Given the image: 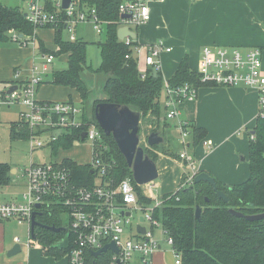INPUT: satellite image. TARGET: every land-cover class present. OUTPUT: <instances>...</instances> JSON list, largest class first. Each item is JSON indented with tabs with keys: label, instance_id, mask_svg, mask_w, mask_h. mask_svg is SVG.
I'll return each instance as SVG.
<instances>
[{
	"label": "built area",
	"instance_id": "obj_1",
	"mask_svg": "<svg viewBox=\"0 0 264 264\" xmlns=\"http://www.w3.org/2000/svg\"><path fill=\"white\" fill-rule=\"evenodd\" d=\"M24 1L23 15L34 31L47 29L54 33L71 34L77 26L91 24L97 35L105 36L109 22L100 18L96 5L89 3L97 0H71L66 8H63V0ZM115 1L118 2L119 16L116 22L117 30L126 27L135 33L131 27L139 28L149 22L150 9L147 5L149 0ZM10 39L26 46L30 41L33 43L34 35L32 38H23L12 31ZM74 40L75 37L71 35L69 41ZM119 41L131 48L141 79L145 78L148 69L161 72V55L171 51V48L166 47L161 41L149 45L139 44L137 39L129 37ZM125 57L127 59L129 55ZM54 59L55 55L49 53L41 52L36 56V63L34 61L31 64L20 84L9 93L10 88L2 94L0 106L18 104L22 107L18 119L29 129L27 142L30 153L50 146L72 130L79 131V137L73 144L86 143L90 147V161L80 165L88 168L91 185L76 186L71 171L63 165L62 160L43 164L31 163L22 170L21 177L25 181V190L20 198L15 201H0V222L14 221L18 225L26 224L28 237L24 245L29 247L31 243L33 244L30 236L33 212L42 215L48 212L50 207L57 205L63 209L60 218L65 216L67 221L65 229L74 236L73 248L66 255L68 264H85L86 251H98L111 242L117 248V252L109 249L105 252L111 254L109 264H151L153 255L161 249V244L154 235L155 230L159 229L166 244L172 247V239L165 235L159 223L153 219L154 209L161 204L153 194L155 184L138 186L146 189L143 195L152 201L146 207L142 206L129 178L117 184L111 181L108 175L111 163L102 160L97 153V149L102 148L104 142L102 130L97 123L83 121L82 110L75 102H41L36 99L37 88L46 82ZM139 63H142L143 68ZM194 71L201 83L219 87L242 86L254 92L259 107L258 116L264 117V71L261 49L252 47L240 50L235 47L204 46L199 53ZM19 78L20 71H14V79ZM197 93L198 89L189 84L171 88L168 82L163 80V93L160 99L163 119L165 121L176 119L179 106L185 102H194ZM177 129L181 146L178 158L181 163L186 162L190 170L185 173L183 188H186L193 184V179L198 174L193 172L187 148L191 127L189 123L181 121ZM83 133L85 136L81 139ZM200 145L209 150L213 143L211 140H202ZM36 204H39V208H35ZM138 209L142 211L143 222L139 221V217L137 222L132 224V213ZM145 224L147 226H144ZM138 225L144 228L143 234L137 231ZM132 227L134 229L130 236L128 231H131ZM65 240L67 244V238ZM16 242L22 243L18 238ZM174 258L175 264H180L179 256L175 253Z\"/></svg>",
	"mask_w": 264,
	"mask_h": 264
},
{
	"label": "trees",
	"instance_id": "obj_2",
	"mask_svg": "<svg viewBox=\"0 0 264 264\" xmlns=\"http://www.w3.org/2000/svg\"><path fill=\"white\" fill-rule=\"evenodd\" d=\"M89 3L96 5L100 18L109 22L104 41L97 43L99 66L92 69L87 65L84 42L65 40L60 36V32L55 33L54 42L58 52L45 49L42 42H39V49L42 53L55 56L66 54L67 66L65 70L50 75L49 83L72 89L82 102L92 97V88L83 78L82 72L86 69L92 75L104 74L106 78L99 95L104 101L127 106L140 113L142 118L148 115L154 118L157 126L160 123L166 126L160 105L163 76L161 72L148 69L145 78L141 79L131 48L117 39L118 2L97 0ZM23 14L19 8L6 6L0 2V44L9 40L12 31L23 38L33 37V27ZM126 55H129V58L126 59ZM167 82L171 88L189 84L200 89L210 85L200 82L187 57L179 62ZM83 121L95 122L93 108L88 117L83 115ZM253 132L248 145L247 180L229 186L214 179L217 190L226 196L227 203L216 197L208 183L199 182L173 194L162 195L161 204L154 209L153 219L159 223L165 235L172 239V249L179 256L180 264H264V220L248 222L228 212L230 209L244 215L264 212V117L257 116ZM29 133L27 128L16 132L11 127L9 137L12 140L26 139ZM78 137L79 131L72 130L51 143L52 156L56 157L61 150H69ZM103 137L102 148L97 149V153L102 160L111 163L108 171L111 181L117 184L129 178L136 190L138 202L142 206L151 204V200L145 197L133 182L131 169L128 168L112 138L106 137L104 133ZM203 137L202 129L192 128L194 144ZM157 147L144 150L152 161L156 158L152 150ZM62 163L71 171L76 186L91 185L90 173L86 166L77 164L69 158L62 159ZM10 181L9 166L0 164V187L7 186ZM196 207L200 208L199 220L194 218ZM62 211L60 206L53 205L48 212L36 217L43 225L62 228L59 232L44 228L34 230V242L41 246L43 255L56 260L64 258L73 248L74 242L73 234L63 229L67 228V225L64 226L60 218ZM64 238H67L66 246H59ZM110 256V253H104L94 257L92 251H86L85 264H109Z\"/></svg>",
	"mask_w": 264,
	"mask_h": 264
},
{
	"label": "crops",
	"instance_id": "obj_3",
	"mask_svg": "<svg viewBox=\"0 0 264 264\" xmlns=\"http://www.w3.org/2000/svg\"><path fill=\"white\" fill-rule=\"evenodd\" d=\"M0 2L12 3L11 0H0ZM151 4L150 20L144 25L142 31L144 43L154 44L161 41L166 47L171 48L170 53L165 54L168 56L167 59L175 60L172 72L170 71L164 80L167 81L174 74L179 62L184 57L188 58L190 67L194 69L198 62L199 48L207 45L257 47L262 51L264 71V0H149V9ZM20 10L24 11V9ZM136 39L139 44H142L137 35ZM35 42H38V44L42 42L37 38L36 32L34 33V41L31 42L32 52H29L26 58L27 70H22L16 63L11 66L13 61L7 62V59L1 56L0 73L8 75L5 78L0 77V83L5 91L20 84L31 64L34 61L36 63V56L41 51L35 54ZM140 67L143 68L142 63ZM16 70L21 73V78L18 80L14 79V71ZM161 74L163 76V68ZM49 77L48 75L46 82ZM41 85L36 92L38 101H72L70 95L67 99L58 98L53 93V91H57L55 87L50 86L49 88L52 89H45ZM42 90L44 91L42 92ZM178 111L174 128L178 135L177 143L179 146L177 129L179 122L185 121L191 127V133L187 138V148L191 157L193 172H205L221 184L229 186L246 181L249 170L246 171L245 167L239 164L238 158L240 155L248 154L249 139L253 135L252 132L258 116L256 94L242 86L219 87L209 85L198 89L197 99L194 102L181 104ZM212 112L217 120L228 119L233 124L227 125L215 122L217 126L207 125V115H211ZM165 122L166 124L169 123L168 121ZM235 126L239 129L233 132ZM163 128L166 130L167 126L163 125ZM192 128L204 131L203 138H207L213 143L211 149L207 150L200 145V141L204 140L203 138L197 144H194ZM247 129H249V132ZM165 130L162 129V132H165ZM170 162L172 165L170 164L171 169L169 171L172 174L179 172L182 175L184 170L187 173L190 172L178 159H170ZM16 173L17 171L11 167V181L7 186H10L12 182L13 185H18V181L12 179V176ZM18 186L22 189L21 195L25 190V181H22ZM0 201H9V199ZM9 223L15 222H0V264H68L66 256L60 260L44 256L40 245V251L31 248L32 243L29 247H26L24 241L9 230ZM17 238L22 243H17ZM61 242L59 246H66V240L62 244ZM17 245H19L20 251L9 254L13 247ZM162 249L161 245V249L153 255L151 264H175L173 249L171 248L172 250L169 252Z\"/></svg>",
	"mask_w": 264,
	"mask_h": 264
},
{
	"label": "rangeland",
	"instance_id": "obj_4",
	"mask_svg": "<svg viewBox=\"0 0 264 264\" xmlns=\"http://www.w3.org/2000/svg\"><path fill=\"white\" fill-rule=\"evenodd\" d=\"M11 2L12 3H9V4L2 3V2L1 3L7 6H14V7L17 6L19 9L25 8L24 0H11ZM148 2H147V5H148ZM150 6H151L150 7V10H151L152 4ZM143 27L144 25L140 26L139 28L131 27V29L134 30V32L137 35L138 40L143 45H148L150 43H146V44L144 43V39L142 35ZM35 32H36L37 38L42 41V44L45 47V49L50 50L54 53L58 52V47L56 46L54 42V37H55L54 32H51L49 30L48 31L47 30H37V31L33 30V34ZM71 35H73L76 40H80L86 44L87 65L91 66L92 69H97L100 63L99 47L97 43L104 41L105 39L104 34L97 35L95 31L93 30V27L91 24H83V25L77 26V28L71 34L67 32H62L60 36L62 37V39L69 40ZM34 47H35L34 48L35 54L39 53L40 49H39L38 42H35ZM203 47H200L198 51L200 52ZM235 48L242 50V49H247L249 47L235 46ZM29 52H32L31 41L27 46H23V45H19L18 43L12 41L9 38L7 42L0 44V59H1V56L3 58L5 57L7 59V62L13 61L11 62L12 65L10 64L11 66H13L16 63L18 64L17 66H19L22 70H27L26 58ZM167 58L168 56H166L165 54L161 55V62H162L163 76H164L163 80L166 79L170 71L172 72L174 65H175L174 64L175 60H170ZM140 64L141 63H139V66ZM66 66H67V55L59 54L56 56L54 63L50 66L48 75L50 76L53 73L61 72L66 69ZM7 76L8 75L6 74L2 75L0 73V77L2 78H5ZM82 76L87 81V84L90 85V88H92V93H91L92 97H89L87 100L82 101V102L79 96L73 90L69 88H64V87L53 86L52 84H50L49 83L50 77L48 78L47 82L42 84L41 86L45 87V89L47 88L52 89V88H49L50 86L55 87L57 91H53V93H55L58 96V98H61V99L63 98L67 99L68 96L70 95V98L72 99V101L77 102L76 104L81 108L83 115L88 117L91 114L90 100H92V98L94 97L101 95L100 88L103 85V82L106 76L104 74L92 75L89 72V70H86V69L82 72ZM4 91H5L4 87L0 83V98L2 94L4 93ZM43 91L44 90H42V92ZM42 92H39V93H42ZM257 108L259 111L258 104H257ZM21 110H22V107L18 104L0 106V164H7L9 165L10 170H11V167H13L17 171V173L12 176V179L15 181H18V185L21 184L22 181H24L23 178L21 177L22 170L25 169L27 166H29L30 163L43 164V163H48L50 161H60L64 158L72 159L78 164L80 163L84 164L90 161L91 150H90V147L87 146L86 143H80V144L75 143L72 145V147L69 150H61L59 151L56 157H53L50 146H44L43 148L36 149L33 153H30L29 144L27 142L28 138L19 139V140L10 139L9 132H10L11 127L16 132H21L26 128L24 125H22V123L18 119L19 113L21 112ZM258 111H257V114H258ZM168 122H167L168 124H166L167 128L165 130L163 126L161 125V123L160 125L157 126V123L154 120V118L148 115L145 118L141 117L140 124H139V132H138V136L140 139L139 146L143 150H146V149L151 150L153 148V147L152 148L148 147L146 143V138L150 133L158 131L160 136H162L164 140L163 144L159 145L157 148L152 150L153 154H155L156 156L154 162L158 170V178L154 181L155 187L153 189V194L158 200L161 199L162 195L173 194L174 192H177L180 189H182L183 182L186 176L185 173H187V171L185 170L182 173V175L179 174V172L177 174H172V172L169 171L171 169L170 159L171 160L178 159L179 161H181L178 158V154L181 151V147L177 143L178 135L176 134V131L174 128L176 119L170 120ZM215 122L227 124V125L233 124L228 119L217 120L214 117L213 112L211 113V115H207V118H206L207 125L217 126ZM162 129L165 130V132L164 131L162 132ZM238 129H237V126H235L233 129V132L234 130L237 131ZM247 131L249 132V129H247ZM203 139L209 140L207 138H203ZM238 162L239 164H241V166L245 167L246 171L249 170L248 154L240 155L238 158ZM183 165L185 168H188V165L186 164V162H184ZM13 184L14 183L12 182L10 186L0 187V200L9 199V201L10 200L15 201L20 198V193L22 192V189L20 186L13 185ZM139 188L142 191V193H144L145 195L146 189L143 187H139ZM151 191L152 190H150V192ZM132 214H133L132 224H135L138 218L142 216V211L138 209L136 211H133ZM61 220L64 226L67 225L65 216L62 217ZM144 226H147V224H145ZM9 227H10L9 230L13 231L16 237H19L24 242L27 241V237H28L27 229L28 228L26 224L18 225L15 223H9ZM133 229L134 228L132 227V230L128 231L130 236L133 233ZM154 232H155L154 233L155 238L159 240L160 244L163 247L162 250L168 251V252L171 251L172 247L166 244L165 238L162 236L161 231L158 229V230H155ZM62 242H65V238L63 239ZM30 247L36 248V250L40 251V246L37 243L35 244L33 242V244Z\"/></svg>",
	"mask_w": 264,
	"mask_h": 264
},
{
	"label": "water",
	"instance_id": "obj_5",
	"mask_svg": "<svg viewBox=\"0 0 264 264\" xmlns=\"http://www.w3.org/2000/svg\"><path fill=\"white\" fill-rule=\"evenodd\" d=\"M71 0H63V8H66ZM25 17V15H23ZM124 17V16H123ZM125 37L131 39H136V34L129 31L126 27H121L117 30V39L122 40ZM14 87H11L8 90V93L11 90H14ZM96 94V92H95ZM91 108H93L94 120L102 130L106 137H111L114 141L117 149L120 154L123 156L125 163L128 168L131 169L132 179L137 186H144L147 184H154V181L158 178V170L154 161L148 158L144 153V150L139 146V124H140V113L131 110L127 106H119L113 103H108L104 101L103 97L97 96L90 100ZM254 134V132H252ZM84 133L81 134V139L84 138ZM163 137L160 136L159 132L150 133L146 138L147 146L152 148L163 144ZM199 182L208 183L216 197L227 203L226 196L217 190L215 180L210 175L205 172L198 173L194 179L193 184ZM35 208H39V204L35 205ZM229 214L242 218L248 222H257L264 220V212L253 214V215H244L240 212L229 210ZM41 214L38 212H33L30 222V236L34 240V230L35 228H44L49 231L59 232L62 228H55L53 226H46L39 223L36 220L37 216ZM195 220L200 218V208L196 207L194 213ZM140 222H143V218H139ZM65 229V228H63ZM137 231L141 234L144 233V228L140 225L137 226ZM110 250L114 253L117 252V248L111 242L100 250L93 252V256L97 257L102 253H105L107 250ZM20 251L19 245L13 247L9 254H15Z\"/></svg>",
	"mask_w": 264,
	"mask_h": 264
}]
</instances>
